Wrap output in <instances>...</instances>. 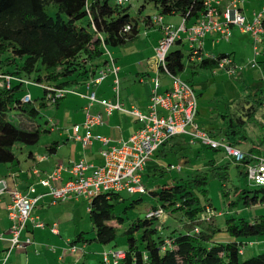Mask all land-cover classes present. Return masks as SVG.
Wrapping results in <instances>:
<instances>
[{"label":"trees","instance_id":"obj_1","mask_svg":"<svg viewBox=\"0 0 264 264\" xmlns=\"http://www.w3.org/2000/svg\"><path fill=\"white\" fill-rule=\"evenodd\" d=\"M142 2L138 13L146 3H152L159 15L176 13L187 23H194L206 10L203 0ZM48 7H54L53 14L48 13ZM129 7V3L120 6L114 0H0V82L4 76L10 75L57 88L84 83L105 66L103 45L122 47L138 36L139 25L130 16ZM151 17L142 18L145 22H152ZM225 56L229 54L201 57L199 67L216 68L218 61ZM165 61L169 73L180 75L183 72L180 48L171 47ZM263 86L261 81L250 85L241 97L226 103V112L222 115L224 126L216 137L220 136L235 147L249 142L246 125L256 122L255 116L264 103ZM46 92L43 88L44 95L37 99L35 106L31 104L32 100H21L24 95L22 83L12 82L9 87H0V164L16 160L15 145H37L41 136L49 132L50 128L41 129L32 123L13 124L7 117V113L14 110L26 114L19 120L24 116L29 121L34 120L49 104L44 97ZM61 99L53 104L57 105ZM261 128L264 132V126ZM177 136L165 140L157 152L163 157L171 153L173 145L170 143ZM255 157H264V133L257 144H251L244 151L241 163L235 164L239 177H247V165ZM209 178L220 182L229 211L264 204V186L235 185L227 166L208 163L204 171L182 174L171 184L147 192L155 202L150 208H161V217H169L173 225L163 223L161 217L126 215L128 209L136 208L142 197L126 201L120 193L104 192L88 203L93 237L79 232L71 244L95 241L114 246L117 228L126 220L129 224L122 233L126 246L120 264H264V252L242 258L240 242L213 240V235L219 231L235 239L264 236V214L252 221L229 217L222 228H217L212 222L213 215H206V209L212 205L207 198ZM125 201L121 214L126 216L123 217L116 207ZM202 214L206 216L202 218ZM159 227L163 236L159 234Z\"/></svg>","mask_w":264,"mask_h":264},{"label":"crops","instance_id":"obj_2","mask_svg":"<svg viewBox=\"0 0 264 264\" xmlns=\"http://www.w3.org/2000/svg\"><path fill=\"white\" fill-rule=\"evenodd\" d=\"M230 1L213 0V4L221 12ZM254 1L260 4V7L264 2V0ZM250 2L253 3V0H245L239 4L242 13L247 18H251L253 12L258 10L253 8L250 14L247 15L245 5ZM153 10H156V7L153 6ZM156 12L148 16L158 15L159 11L157 10ZM171 17H177L178 19L172 21L169 19ZM181 18L176 13L162 15V22L177 27L181 23ZM141 22L142 26H139L138 36L132 42H137L136 39L139 37L142 29L145 36L148 37V41L154 40L153 43H150L151 47H148V49L144 47L139 48L141 55L148 53L147 56H143L145 58L142 57L141 60L135 63L134 60L131 62L130 53L121 50V47H109V53L113 56L119 67V101L125 108L134 106L142 111H146L152 79L158 76L160 91L168 89L171 82L169 77L160 69H157L153 57L154 48L162 36L160 25L150 22V20L145 22L143 18H141ZM188 24L190 25V23ZM233 28L236 27L230 29L231 34L229 38L232 34H236ZM229 38L223 39L219 33L215 32L207 33L201 40V53L203 57L216 56L220 53L229 54L235 66V74L233 75L227 74L224 69L218 67H199L201 59L190 56L189 44L184 39V34H182L180 42L178 44L175 43V45L187 44V53L185 54L182 51L184 70L178 76L190 83L195 90L197 95V123L203 130L210 133L213 139H221L220 136L216 137L215 135L220 134L224 126L222 115L226 112V103L238 99L245 93V89L248 86L257 85L258 83L254 82L251 84L247 81L246 76L240 71L237 54L233 48H221L223 44L222 40H229ZM212 47L222 50H215ZM260 71L263 73L262 77L260 76V81L264 83L263 66ZM29 86L23 85L24 94L28 92L31 95L28 91ZM70 87L74 89V92L66 94L55 106L58 107L62 104L63 106L70 107L73 117L72 124L66 128H61L59 131L58 128H55L54 122H51L49 119V124L47 120L45 129L50 128L48 133L57 130V137L49 140L41 148L38 145L26 146L17 144L15 145L16 149H14L16 160L12 163L0 164V179L6 183V190L0 193V232L6 233L10 224L7 206L10 202V192L12 190L38 197L31 213L33 220L43 223L42 227L34 226L31 221L26 224L22 235L29 237L32 243L25 248L12 249L4 264H112V261L104 263L102 260L103 252L114 251L112 249L113 246H111L112 244L102 245L95 241H91L88 244H71V241L79 232L87 233V237L89 238L93 237L86 200L82 197L70 196L63 200L52 202L49 195L50 188L41 185L39 181L50 174L58 165L68 168L72 162L79 160L94 165L100 164V143L93 141L91 144L83 146L80 142L71 138L72 127L74 125H82L86 111L89 114H99L101 116L102 123L91 127L90 131L93 134L108 137L110 144H118L128 139L136 130L138 123L131 115L123 111L116 110L108 115L98 103L88 106L89 101L87 98L81 96L87 95L89 90H93L98 98L114 101L112 76L110 74L100 83L92 84L90 88H87L83 82L73 84ZM38 98L40 97H36V99ZM255 119L256 122L246 125V128L251 125L249 128V135L251 136L248 135L246 129L249 142L238 147L243 152L250 148L251 144H257L260 136L264 133L261 130V126H264V103L256 114ZM85 131L83 127H80V134H84ZM170 144L173 145L171 153L169 152L167 156L163 157L159 151H156L148 159L142 171V183L146 187V193L135 195L126 192L120 193L126 201L142 197V201L136 206L133 213L140 212L144 214L146 210L153 206L155 202L148 196L147 192L159 190L166 183L171 184L174 178L182 174L204 171L207 169L208 163H213L215 166H227V171L233 184L241 185V177L237 175L234 168L235 163L228 159L221 150L209 149L197 141L190 142L189 138L185 135H178L172 139ZM167 157L171 159L166 165L163 159ZM169 166H173V168H169ZM69 178V172L62 171L61 179L56 185L64 183ZM244 179L246 181V178ZM29 187L34 188L33 193L29 192ZM126 201L124 202L125 204ZM223 206V211H217L214 206H210L213 211L212 222L217 228L223 227L226 218L234 217L232 216L233 210L229 211L224 204ZM133 213L129 215H133ZM139 216H142V214ZM254 217L256 218V216ZM161 218L163 223L173 225L169 217L163 216ZM52 228H55V231H52ZM213 240L221 243L237 241L241 244H248L252 248L254 245H264V239H259V237L235 239L224 231L215 233ZM73 246L76 247V250H73ZM8 247L9 242L7 240L0 241V258L5 257ZM245 250L246 248L243 250L240 248L242 256L245 255Z\"/></svg>","mask_w":264,"mask_h":264},{"label":"built area","instance_id":"obj_3","mask_svg":"<svg viewBox=\"0 0 264 264\" xmlns=\"http://www.w3.org/2000/svg\"><path fill=\"white\" fill-rule=\"evenodd\" d=\"M245 0H231L223 11H219L213 4V0H203L205 12L190 25L185 18H181V23L174 27L171 24L162 22V15H153V23L160 25L162 36L154 48V60L157 69L161 70L170 79V86L164 91H160L158 76L152 79L149 101L146 111H142L134 106L125 108L119 101V67L113 56L109 53V48L103 45L106 56V64L99 69L94 77L88 78L84 84L87 88L93 84L100 83L108 74L112 76V91L114 101L98 98L93 90H89L87 95H81L89 101L88 106L93 103L100 104L106 114L113 111H123L131 115L138 126L136 130L126 139L118 144H110V139L103 135L93 134L90 128L102 123L99 114H89L85 112V119L82 125L72 127L71 138L80 142L83 146L91 144L93 141L100 143V164L94 165L83 160L72 162L68 168L58 165L53 171L39 182L41 185L49 187V195L52 202L63 200L67 197H82L87 203L94 196L104 193H129L131 195L146 193V187L142 183V171L148 159L161 147L168 138L176 135H185L190 142L197 141L200 144L212 149L221 150L225 156L235 164L241 163L244 152L235 146L230 145L222 139H213L208 132L203 130L197 123V95L192 85L178 75H173L167 71L166 55L169 49L177 40L182 38L189 44V54L193 58L201 59V40L211 32L219 33L223 39H228L231 27H237L244 34H248L253 42L254 51L260 37L264 34V2L259 10L254 11L251 18H247L241 11L239 4ZM117 5H126L130 0H114ZM188 24V25H187ZM217 67L224 69L227 74H235V66L230 56L221 58ZM12 82H20L25 86L36 85L33 80L4 76L0 82V87H9ZM46 89L45 99L54 103L66 94L74 92L71 87H53L41 84ZM21 100L29 102L31 95L25 93ZM83 127L86 131L80 134L79 129ZM173 168V166H169ZM68 171L70 178L62 184L56 185L61 179V172ZM247 180L253 186H264V157H255L254 161L247 165ZM6 190V183L0 179V193ZM29 192L33 193L34 188L29 187ZM37 196H30L17 190L10 192V202L7 206V215L10 221L6 233L0 232V241L7 240L9 247L5 252V257L0 258V264H4L9 252L14 248H25L32 243L29 237L22 235L26 224L31 221L34 226L42 227L43 223L33 220L32 209L37 201ZM161 208L145 211L147 218L161 217ZM206 215H213L212 209H206ZM202 214L201 217L206 216ZM159 234L163 236L162 228H158ZM55 231V228H52ZM76 250V247H72ZM122 251H110L102 253L104 263L120 264L123 257Z\"/></svg>","mask_w":264,"mask_h":264},{"label":"rangeland","instance_id":"obj_4","mask_svg":"<svg viewBox=\"0 0 264 264\" xmlns=\"http://www.w3.org/2000/svg\"><path fill=\"white\" fill-rule=\"evenodd\" d=\"M142 3H143L142 0H130V2H129L130 16L137 22V24L139 26H142V22H141L142 17H144L146 15L154 14L157 11V10H153V4L152 3H146L145 8H143L142 12L138 13L137 9ZM253 8L259 10L260 4L256 3L254 0H253V3L252 2L247 3L245 5V10L247 11L246 14L249 15L250 11ZM47 11H48V13L53 14L54 13V7H48ZM169 19L174 21L178 18L177 17H171ZM233 31L236 34H232V36L229 38V40H225V41L222 40L223 44L221 45V48H223V49L233 48L237 54V59L239 61L238 65L240 66V71H242V74H244L246 76L247 81L251 84L254 82H259L261 80V77H262L261 75H263V73L260 70H261L262 66L264 67V35H262L260 37V41L256 44L257 49H256V51H254L252 39L250 38V36L248 34L241 33L237 27L233 28ZM143 32H144V30L142 29L139 37L136 39V41H137L136 43L130 42L125 47L120 48L121 50L127 51L130 53L129 56H130L131 62L134 60V63H135L136 61L141 60L143 56H147L148 53H144L143 55H141L139 48L144 47V48L148 49V47H151L150 43H153V41H154V40L148 41V37H146ZM154 38H155V36H154ZM186 46H187V44L183 43L182 45H173L172 48L178 47L183 51V53L186 54L187 53L186 52ZM212 48L215 50H222V49H216L217 47H212ZM143 58H145V57H143ZM38 85H39L38 87L35 85H30L28 87V91L32 95L31 104L35 105V106L37 105V102H38L36 97H42L44 95L43 94V87L41 86V84H38ZM21 115H26V114H21L20 112H17L14 110L7 113L8 119L11 120V122L13 124L19 125V122H25V124L28 125L29 123H32L33 126L38 125L41 129H45L46 121L48 120V123H49V119L51 122L55 123V128H58L59 131L61 130V128H66V127L70 126L73 122V117H72L70 107H67L65 105L63 106L62 104H60L58 107H56L51 102H49V104L45 108H42L40 110L39 115L32 121H29L27 116H24L23 119L19 120L20 117H22ZM250 126H247V128H246L248 135L250 133L249 132ZM256 130H257V128H256ZM56 131H53L52 133H48V132L44 133L41 136V139L37 145L40 148L44 147V145L49 140H51L54 137H57ZM249 136H251V135H249ZM14 149H16V147H14ZM170 159H171L170 157L164 158L163 162H165V164L167 165V163ZM171 162H173V161H171ZM246 181L244 178H241L240 179L241 186H245V187L252 186V183H250L247 180V178H246ZM221 190L222 189H221L220 182L217 179L209 178L208 183H207V198H208L209 202L212 204V206H214L217 211H223V209H224L223 204L226 206V202L224 200V196L222 195ZM125 205L126 204H123V203L117 205L116 211L119 214H121L122 209L124 208ZM134 211H135L134 208L128 209L126 211L127 212L126 215L128 214L129 217L130 216L135 217V216H139L140 214H142V216H144L143 213H140V212L133 213ZM130 213H133V215H129ZM262 214H264V205H256V206L247 207V208L246 207H239V208L233 210V212H232V216L237 217V218L242 217V218H245L246 220H249V221H252L253 219H255L254 216L258 217L259 215H262ZM126 215L123 214L122 216L125 217ZM158 223L160 224V220H158ZM128 224H129L128 221L125 220L123 225H120L117 228V231H116L117 236H116V240H115V246L110 244L111 246H113L112 249H114V251H122V249L125 248L126 239L122 235V233H123V230L128 226ZM259 239H264V236L259 237ZM241 248H242V250L246 248L245 255L242 256V258L251 257L254 255H257L258 253L264 252V245L263 246L254 245V247L252 248L251 246H248V244H242ZM251 249H254V250H251Z\"/></svg>","mask_w":264,"mask_h":264}]
</instances>
